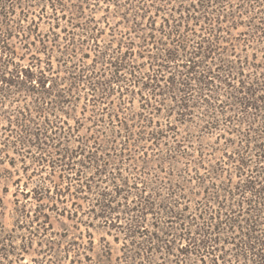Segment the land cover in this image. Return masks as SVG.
Returning <instances> with one entry per match:
<instances>
[{"label": "trees", "instance_id": "obj_1", "mask_svg": "<svg viewBox=\"0 0 264 264\" xmlns=\"http://www.w3.org/2000/svg\"><path fill=\"white\" fill-rule=\"evenodd\" d=\"M2 182L0 264H264V0H0Z\"/></svg>", "mask_w": 264, "mask_h": 264}, {"label": "rangeland", "instance_id": "obj_2", "mask_svg": "<svg viewBox=\"0 0 264 264\" xmlns=\"http://www.w3.org/2000/svg\"><path fill=\"white\" fill-rule=\"evenodd\" d=\"M44 27V25H42ZM45 28V27H44ZM15 178V177H14ZM5 182H2L0 185V196H2V191L4 188ZM9 194L4 198L5 205L7 206V209L10 208L8 200H11V193L13 192V187L9 186ZM87 202L82 203V206L80 207L82 211L78 214L77 221L70 222L66 219H63L60 216H56L54 214L51 215V224L46 226V230L42 232V230L38 229L36 227L34 231H39L36 235V237H32L33 241H40L42 243L41 247L37 245V243L33 242V246L23 253V260H21L20 263L17 262L14 258H9V263L5 262V264H31L32 260L35 259L37 261H44L43 264H57L56 256L63 255V253L60 252H51L46 254V256L41 255L39 253L40 248H45V243L47 242H53L57 246H60L61 249L65 245V241L67 240H76L78 242H87V240H92L94 243H97L100 239H104L106 242L110 243V247L112 248L113 254L117 255L119 254L118 248L119 244H116L113 241V238L118 236L120 240H123V234H117L118 231L116 229H111L110 227H107L105 223L100 221H93V223H90L89 217L86 213H83L87 211ZM64 222L65 226L60 227L61 223ZM4 229L2 232H4V235H9L10 238L13 239L12 245L19 249L20 242L22 239L26 238L28 236L27 232L25 230H19L14 232L11 225V219L9 217H6L3 220ZM31 230L33 227L30 228ZM120 230V229H118ZM8 236V237H9ZM90 238L88 239V237ZM63 237V238H62ZM28 238V237H27ZM12 261V262H11ZM65 264H70L69 262H65Z\"/></svg>", "mask_w": 264, "mask_h": 264}]
</instances>
